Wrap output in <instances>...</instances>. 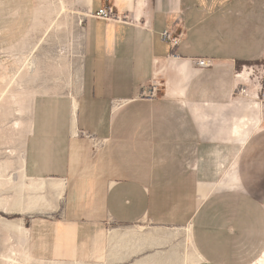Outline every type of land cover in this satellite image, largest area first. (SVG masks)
<instances>
[{
	"label": "crops",
	"instance_id": "crops-1",
	"mask_svg": "<svg viewBox=\"0 0 264 264\" xmlns=\"http://www.w3.org/2000/svg\"><path fill=\"white\" fill-rule=\"evenodd\" d=\"M69 1L71 84L34 96L24 146L26 178L50 185L31 208V256L112 261L124 232L110 224L148 221L190 226L189 264H259L264 89L238 74L264 60L259 15L245 0ZM102 8L118 19L96 17ZM37 11L0 0V50L28 36Z\"/></svg>",
	"mask_w": 264,
	"mask_h": 264
},
{
	"label": "rangeland",
	"instance_id": "rangeland-1",
	"mask_svg": "<svg viewBox=\"0 0 264 264\" xmlns=\"http://www.w3.org/2000/svg\"><path fill=\"white\" fill-rule=\"evenodd\" d=\"M245 1L247 9L259 15L264 24V0ZM64 2L67 10L62 12L60 0H36L38 11L28 36L0 50V264H87L44 261L31 256L28 229L30 213L37 208L31 209L30 202L42 195L48 199V193H44L46 189H28L30 180L23 176L20 164L34 96L61 92L71 84L68 78L72 73V36L78 21L72 2ZM32 60L37 62L34 72L28 68ZM249 63L240 65L238 74L246 71L247 81L264 89V60ZM177 228L183 227L148 221L110 224V230L124 232L113 244L116 255L112 261L89 264H189L193 247L186 241L185 229ZM127 249L131 250L124 256L122 251Z\"/></svg>",
	"mask_w": 264,
	"mask_h": 264
},
{
	"label": "bare ground",
	"instance_id": "bare-ground-1",
	"mask_svg": "<svg viewBox=\"0 0 264 264\" xmlns=\"http://www.w3.org/2000/svg\"><path fill=\"white\" fill-rule=\"evenodd\" d=\"M67 10V7H66V4L64 2V0H60V4H59V11H62V12H65ZM36 66H37V62L35 60H32L29 67L30 68V72H34L35 69H36ZM32 114V111L30 112ZM15 124H17V122H15ZM31 126V119H29V121H27V127L29 128ZM20 164H21V167H22V173H23V176L26 177L25 175V172H24V166H25V153H23L21 156H20ZM1 175V174H0ZM32 179V178H31ZM57 183V182H56ZM60 183V182H59ZM50 187V185H48V183L41 179V180H31L30 181V184L28 185V189L29 190H40V191H43V190H47L48 188ZM58 189H61V185H58ZM45 201L46 198L44 197V195H42L41 197L39 196L38 199H34V200H31L30 202V205L32 206H39L41 204H44L46 203ZM41 202V204H40ZM25 228V227H24ZM27 229V228H26ZM178 230H181V229H185V238H186V241L190 242V238H191V228L190 226H187V227H183V228H177ZM16 231V230H15ZM176 235V233H174ZM115 236V234L113 235ZM11 254V253H10ZM4 255V254H3ZM112 255V253H111ZM13 262L15 261V259H11ZM188 261V259H187ZM15 263V262H14ZM259 264H264V255L262 256V258L259 260Z\"/></svg>",
	"mask_w": 264,
	"mask_h": 264
},
{
	"label": "built area",
	"instance_id": "built-area-1",
	"mask_svg": "<svg viewBox=\"0 0 264 264\" xmlns=\"http://www.w3.org/2000/svg\"><path fill=\"white\" fill-rule=\"evenodd\" d=\"M95 16L100 17V18H104V19H108V20L113 19V18H117V17H115L114 11L112 9H105V8L100 9V11L97 12V14H95ZM163 35H164V37L170 39L168 31H165L163 33ZM175 43H177V41H175ZM196 64H197V66H199L202 69L210 66V63L205 59H198L196 61ZM156 92H157L156 86L153 85V89L148 93V97H151V98L155 97Z\"/></svg>",
	"mask_w": 264,
	"mask_h": 264
}]
</instances>
